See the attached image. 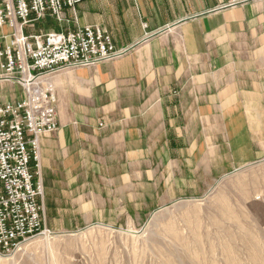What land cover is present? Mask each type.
Instances as JSON below:
<instances>
[{
  "label": "crops",
  "instance_id": "obj_1",
  "mask_svg": "<svg viewBox=\"0 0 264 264\" xmlns=\"http://www.w3.org/2000/svg\"><path fill=\"white\" fill-rule=\"evenodd\" d=\"M232 1L88 0L60 20L45 16L44 32L97 27L129 52L50 78L58 129L39 137L38 170L30 161L43 189V227L61 233L139 222L221 177L224 169L206 164L210 151L239 154L235 167L259 152L264 0ZM9 35L0 29L1 47ZM23 96L0 80V106Z\"/></svg>",
  "mask_w": 264,
  "mask_h": 264
},
{
  "label": "rangeland",
  "instance_id": "obj_2",
  "mask_svg": "<svg viewBox=\"0 0 264 264\" xmlns=\"http://www.w3.org/2000/svg\"><path fill=\"white\" fill-rule=\"evenodd\" d=\"M41 21L26 26L38 34L27 30L24 35L47 34L48 24ZM230 139L212 137L210 144ZM254 149L259 152L249 161L239 158L238 167L234 156L239 154L231 158L210 151L206 164L224 169L223 175H212L209 185L195 186L192 195L139 222L61 233L44 227L48 234L26 241L9 257L0 256V264H264V139Z\"/></svg>",
  "mask_w": 264,
  "mask_h": 264
},
{
  "label": "built area",
  "instance_id": "obj_3",
  "mask_svg": "<svg viewBox=\"0 0 264 264\" xmlns=\"http://www.w3.org/2000/svg\"><path fill=\"white\" fill-rule=\"evenodd\" d=\"M88 0H0V29H10V41L0 46V80L22 88L23 99L0 106V256L9 257L23 243L48 231L43 227L38 199V141L58 129L57 98L50 78L63 70L94 67L121 57L108 33L84 27L68 33L25 36L23 29L45 16L60 20ZM28 135V136H27Z\"/></svg>",
  "mask_w": 264,
  "mask_h": 264
}]
</instances>
